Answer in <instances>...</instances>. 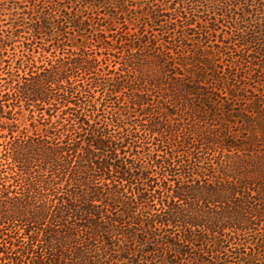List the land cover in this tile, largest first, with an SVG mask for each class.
I'll return each instance as SVG.
<instances>
[{
    "label": "rangeland",
    "instance_id": "374dc122",
    "mask_svg": "<svg viewBox=\"0 0 264 264\" xmlns=\"http://www.w3.org/2000/svg\"><path fill=\"white\" fill-rule=\"evenodd\" d=\"M83 60L96 69L86 72ZM65 65L64 89L82 92L72 100L86 106L97 130L107 128L114 151L88 152V167L85 139L72 150L60 143L58 163L35 157L32 172L50 177L55 171L65 179L80 167L85 183L99 174L102 187L107 184L115 200L107 214L116 218L119 245L98 240L90 247L94 264H197L165 244L166 227L153 230L158 245H141L144 231L172 208L191 211L194 198L209 192L207 181L226 179L247 191L257 214L245 247L237 240L202 257L237 264L254 251L255 264H264V250L256 247L264 233V0H0V175L12 173L7 147L71 125L82 131L73 125L76 111L20 97L25 78ZM121 81L132 89L110 94ZM122 164L132 183L121 181L116 166ZM10 182L0 181V191ZM43 193L41 200L57 202L50 190Z\"/></svg>",
    "mask_w": 264,
    "mask_h": 264
},
{
    "label": "trees",
    "instance_id": "16d2710c",
    "mask_svg": "<svg viewBox=\"0 0 264 264\" xmlns=\"http://www.w3.org/2000/svg\"><path fill=\"white\" fill-rule=\"evenodd\" d=\"M244 43L249 42L244 41ZM83 63H85L82 66L86 72L90 73L96 69L90 61L83 60ZM67 71L68 66L65 65L61 70L48 71L36 76L31 75L30 78H25L27 82L20 86L23 89L20 97L29 102L28 104L40 100L48 106L55 105L56 109H59L60 103V107H67L65 111H76L72 113L75 115L72 118L75 121L73 125H78V129L82 131H76L71 125L68 132L56 130L53 136H46L41 140L28 137L24 139V143L6 148L7 165H11L12 173L11 176L0 175V181L12 180V182L9 186L3 184V189L0 191V264H94L95 260L92 259L90 247L95 246L98 240L109 248L119 245L115 244L117 237L113 227L116 218L107 214L115 200L110 196L112 194H109L107 184H104L106 188H103L98 181L102 177L96 178L99 174L93 175V182L89 184L81 180L83 171L80 167L70 170L65 179H62L55 171H52L54 173H51L50 177H44L45 174L37 177L32 172L34 168L32 160L35 157L38 159L44 157L58 163V155L54 151L62 147L60 143H64L66 148L72 147L70 149L72 150L73 147L79 146L77 143L79 140L85 139L88 147L85 148L87 157L86 159L83 157L82 161L89 162L88 167H91L90 163H93L90 161L92 158L88 152L93 154L94 150L97 152L114 151L107 140V128L104 131L97 130L96 123H90V119L84 113L86 106L82 108L78 99L72 100L79 98L82 92L76 88L64 89L63 81L67 76L63 75L67 74ZM67 80L69 82V79ZM54 86L58 87L54 88ZM123 89L131 90L132 85L121 81L115 85L112 84L109 91L112 94ZM60 92L62 94L57 96L56 94ZM70 104H73L75 108H71ZM114 117L119 119L117 116ZM93 121H96V118ZM49 138L52 139L49 140ZM53 147L58 148H55L49 156L47 152H50L49 150ZM116 168L122 175L121 181L132 183L133 173L126 165L122 164ZM107 170V177L103 178L105 180L110 177V166ZM57 178L60 182L56 180ZM231 182L234 181H229V179L215 183L207 181V186L204 188H208L209 192L203 193L202 191L197 198H194L191 211L172 208L165 218L152 219L149 227L144 231L145 238L141 240V245L144 247L158 245L156 241L158 235L153 230L159 224V226L166 227L165 231L168 232L165 235V244L174 248V251H178L182 256L194 257V263L197 264L215 263L212 260L206 262L202 257L209 252L208 248L212 249L213 255L220 254L225 247L231 246L237 240L240 243L234 244L245 247L246 235L253 224L251 219L257 214L256 204H252L247 199L245 189ZM163 185L165 189L168 188L166 182ZM204 188L202 186V189ZM46 189L50 190V195L56 199L54 200L57 201L56 203L52 199L47 200L46 197L43 198L45 201L40 199ZM223 189L230 191H221ZM217 192L226 196H221ZM183 193L186 192L183 191ZM212 197L213 201H211ZM131 204H128L129 208ZM231 204L236 208L228 209ZM205 205L208 208L211 205H220L223 208L215 211L211 210V207L205 209ZM105 219L108 221L105 222ZM5 227H10L11 230ZM175 229H179L178 235L175 234ZM152 234L154 235L151 236ZM260 237L256 247L264 250V233ZM198 253L199 256H197ZM121 257L125 258V256ZM257 261H260V256L254 251L247 256L245 254L237 258V264H255Z\"/></svg>",
    "mask_w": 264,
    "mask_h": 264
}]
</instances>
